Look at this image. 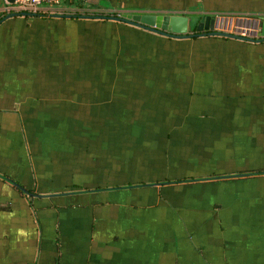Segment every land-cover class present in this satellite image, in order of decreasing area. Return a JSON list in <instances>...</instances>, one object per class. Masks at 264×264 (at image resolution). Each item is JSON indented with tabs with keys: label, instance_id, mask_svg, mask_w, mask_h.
Listing matches in <instances>:
<instances>
[{
	"label": "crops",
	"instance_id": "0c3cea01",
	"mask_svg": "<svg viewBox=\"0 0 264 264\" xmlns=\"http://www.w3.org/2000/svg\"><path fill=\"white\" fill-rule=\"evenodd\" d=\"M82 2L0 0V264H264V40L77 13L264 0Z\"/></svg>",
	"mask_w": 264,
	"mask_h": 264
},
{
	"label": "water",
	"instance_id": "95a60500",
	"mask_svg": "<svg viewBox=\"0 0 264 264\" xmlns=\"http://www.w3.org/2000/svg\"><path fill=\"white\" fill-rule=\"evenodd\" d=\"M12 2L13 0H8ZM18 12H9L0 18V21L3 18H6L9 15H15ZM24 15H35L36 12L30 11H20ZM55 15H66L69 14H55ZM80 16H85L81 14ZM92 16V15H87ZM93 16H103L109 17L120 21H125L135 25H139L154 31L172 35V36H193L201 34H218L226 35L229 37L241 38L245 40L260 41L264 39V16L262 17L261 27L258 31L257 37L247 36L244 34H238L231 31H224L219 29H214L215 15L213 13H204L200 16L198 21H195V31H191L189 28L190 19L188 15L171 12V11H135V12H120L118 14H109V15H93Z\"/></svg>",
	"mask_w": 264,
	"mask_h": 264
},
{
	"label": "rangeland",
	"instance_id": "374dc122",
	"mask_svg": "<svg viewBox=\"0 0 264 264\" xmlns=\"http://www.w3.org/2000/svg\"><path fill=\"white\" fill-rule=\"evenodd\" d=\"M74 1L71 0L70 3ZM79 0H75L74 3H76ZM104 1V0H102ZM60 5H65V4H69L68 0H61V2H59ZM88 2H84L85 5H87ZM47 5V4H44ZM55 10V9H53ZM64 10V9H62ZM62 10H60L59 12H62ZM71 12L75 11V8L69 9ZM78 10V9H77ZM80 13L85 14L84 12L88 11L87 14H95V13H101L102 11H100L97 7H91L89 5H87L86 7H81L80 9ZM65 11V10H64ZM107 10H105L104 12H106ZM54 12H58V11H54ZM66 12V11H65ZM69 12V11H67ZM103 12V14H104ZM117 12V13H116ZM111 13V12H110ZM114 13L118 14L119 11H115ZM21 14V13H19ZM112 14V13H111ZM44 17H46V13L42 14ZM225 15L221 18H219V22L216 25L215 29H219V30H224V31H231L234 33H238V34H244L247 36H252V37H257L258 36V30H259V25H258V19H253L251 18L249 15L245 16L246 14H234V15H228L226 16V14H222ZM192 16H189L190 21L192 20ZM221 19V20H220Z\"/></svg>",
	"mask_w": 264,
	"mask_h": 264
},
{
	"label": "built area",
	"instance_id": "2783aa9c",
	"mask_svg": "<svg viewBox=\"0 0 264 264\" xmlns=\"http://www.w3.org/2000/svg\"><path fill=\"white\" fill-rule=\"evenodd\" d=\"M7 3H11L12 7L18 11H30V12H38L40 7L44 4H57L61 0H13L9 2L8 0H4ZM79 1H90V0H79Z\"/></svg>",
	"mask_w": 264,
	"mask_h": 264
},
{
	"label": "trees",
	"instance_id": "16d2710c",
	"mask_svg": "<svg viewBox=\"0 0 264 264\" xmlns=\"http://www.w3.org/2000/svg\"><path fill=\"white\" fill-rule=\"evenodd\" d=\"M69 1V4H70V1L71 0H68ZM75 1V0H74ZM74 1H72V2H74ZM71 2V3H72ZM78 2V4H80L82 1H77ZM83 3V2H82ZM77 4V5H78ZM77 13H80V11L79 12H77ZM76 13V14H77ZM84 13H87V11L86 12H84ZM95 14H103V13H95ZM109 14H111V13H105V15H109ZM112 14H116V13H112ZM195 27H193V29H194ZM192 31H195L196 32V29H194V30H192ZM194 36H197V35H193V37ZM221 37H224V38H227V37H229V36H226V35H220ZM264 39H262V40H260V42H262ZM262 173H264V168H256V169H250V170H248V171H244V173L243 174H249V175H257V174H262ZM211 177H219L220 175H214V176H212V175H210ZM210 176H207V177H210ZM200 178H203V176H200V177H178L177 179H175L174 181L175 182H179V181H184V180H193V179H200Z\"/></svg>",
	"mask_w": 264,
	"mask_h": 264
},
{
	"label": "flooded vegetation",
	"instance_id": "af4514ba",
	"mask_svg": "<svg viewBox=\"0 0 264 264\" xmlns=\"http://www.w3.org/2000/svg\"><path fill=\"white\" fill-rule=\"evenodd\" d=\"M193 27H195V24H193V25L190 27V30H191V31L195 29V28L193 29Z\"/></svg>",
	"mask_w": 264,
	"mask_h": 264
}]
</instances>
